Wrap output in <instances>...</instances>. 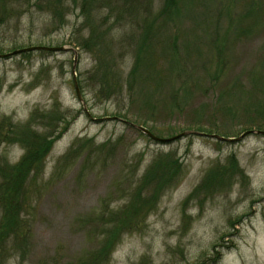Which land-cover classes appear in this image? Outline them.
<instances>
[{"label":"rangeland","instance_id":"obj_1","mask_svg":"<svg viewBox=\"0 0 264 264\" xmlns=\"http://www.w3.org/2000/svg\"><path fill=\"white\" fill-rule=\"evenodd\" d=\"M38 1L30 0L28 7L26 0L7 3L17 11L0 26V55L36 46L65 50L0 57V120L9 117L23 124L33 111L41 117L59 106L68 124L53 143L43 174L29 185L31 245L23 258L15 253L3 264H68L83 257L95 246L88 231L98 229L88 219L102 209L122 206L127 190L130 194L152 158L170 151L182 163L178 183L163 194L140 230L121 237L106 264H211L208 260L217 251L215 264H264V136L252 133L238 142H219L189 135L159 143L130 125H138L139 115L150 119L153 114L139 107L163 104L164 99L165 109L161 106L154 122L146 125L156 126L152 134L158 138L195 132V126L232 138L257 131L258 125L263 128V118L253 122L233 118L229 107L234 109L238 93L250 89L257 98H264V0H178L174 21L164 25L161 34H151L148 42L153 59L164 65L158 62L161 90L150 95L137 83L133 106L126 91L108 97L100 90L93 57L69 41L76 37L75 31L88 32L79 16L78 0L73 6L71 0L63 1L68 9L63 25L48 20L46 0ZM108 4L114 10L111 21L117 9L123 16L117 26L112 24L116 42L107 57L114 58L120 77L126 79L148 16L143 0H108ZM150 5L156 13L163 0H150ZM29 7L31 14H22ZM124 34L126 39L131 34L133 38L121 41ZM171 42L180 53L175 68L167 50ZM146 74L143 70L142 76ZM232 85L236 92L219 100ZM173 93L180 105L175 111L169 108ZM171 130L176 132L172 136ZM72 146L78 153L64 161ZM0 153L14 163L22 151L16 145L0 144ZM230 154L242 169L244 181L237 180L219 195L200 194L184 204L205 174L217 163H225ZM230 221L236 223L234 228ZM234 230L236 235L230 239L235 246L218 248L228 245V239L222 242L220 237Z\"/></svg>","mask_w":264,"mask_h":264},{"label":"trees","instance_id":"obj_2","mask_svg":"<svg viewBox=\"0 0 264 264\" xmlns=\"http://www.w3.org/2000/svg\"><path fill=\"white\" fill-rule=\"evenodd\" d=\"M10 1H13L11 4L17 2V0H0V26L7 21V16H11L17 11L14 6H7ZM40 1L38 2L41 3ZM63 1L46 0L45 2L49 16L48 20L50 18L53 23L56 22L58 25L64 24L65 13L68 11ZM143 1V11L148 18L144 20L145 32L142 34L141 42L139 41L140 43L133 52V63L128 72V78H121L116 64H114V58L111 60L107 57L110 46L116 42L112 32L116 29L115 25L117 26L123 16L122 12L117 9L115 11L118 12L116 19L111 21L112 17L110 15L114 10L109 7L108 0H78L79 16L82 17V22L88 32L84 34V28L75 31L72 35L76 37L69 40L71 43L77 44L76 46L86 49L93 57L96 65L95 70L99 77L97 81L100 83V90L105 91L108 97L110 95L115 97L126 91L128 98H131L129 100L131 101L130 106L134 104L133 92L137 89H135L137 83L150 95L153 93L158 94L157 92L161 90L160 63L162 64V62L153 59L152 44L149 45L148 42L151 34H156V36L161 34L163 26L169 25L174 21L178 8V0H163L161 8L154 13L151 9L150 0ZM26 3L28 7L30 0H26ZM71 3L73 6L77 2L76 0H71ZM37 4L35 7L40 9ZM105 8L109 9L106 12L102 11ZM30 9L31 7L25 12L19 11L20 13L23 12L22 14L28 12L31 14ZM5 17L7 18L5 19ZM131 38H133L132 34L127 39L124 34L120 40H129ZM170 45L167 50L169 54H172V56L170 55L172 57L171 65L175 68L178 64L180 53L174 50L175 46L172 42ZM143 70L147 71L145 77L142 76ZM213 77L216 78L217 75L214 74ZM216 87L213 88L216 89ZM251 88L257 87L251 86ZM190 89L191 87L187 88L185 92ZM208 89H211V87ZM236 90V85L226 89V93L223 90V93L218 97L220 98L219 100L231 92H236ZM216 92L218 93V89ZM263 99L257 98L250 89L249 92L238 93V96H236L237 106L234 109L229 107V110L233 111V118L242 116L249 122H253L255 118H263L264 120ZM164 104L166 105L163 99V104L158 102L143 108L139 107L140 110H152L153 114H151L150 119H147V116L139 115L137 119L140 121L139 123L136 122L138 126L149 130L151 133L156 131L155 125L149 128L146 125L148 122H154L155 112H159L161 106L165 109ZM179 107L180 105L174 102L173 93V103H171L169 108H173L175 111ZM36 116L37 111L35 110L29 116L28 121L23 124L14 123L9 117L0 120V144L16 145L22 151L21 156L14 163H10L0 153V264H3L10 256H14L15 253H19L21 258H23L31 245L30 238L33 225L27 217V210L32 207L29 185L30 183H35L43 174L45 161L52 149V145L64 133L68 124V119L64 118V113L59 106H53L51 110L44 112L41 117ZM122 118L126 117L122 116ZM256 128L257 131H263L264 129V127L262 128L259 125ZM173 130L168 132L170 136L176 133ZM195 132L206 135L220 134L217 136L223 138L233 137L226 133L207 130L204 126H195ZM139 133L144 135L141 132ZM85 142L93 144L88 140H85ZM77 153L78 150L75 146H72L63 157V160L68 161ZM182 172V163L174 152L170 151L155 155L136 180L130 194L129 190H127L126 201L122 206L114 210L102 209L88 219L89 222L95 223L98 228L88 231V234L94 238L95 246L88 250L83 257L75 259L68 264H106L121 237L140 230L149 214L156 208L163 194L176 186ZM239 179L244 181L243 171L238 167L236 158L230 154L225 163H217L205 174L202 182L185 199L184 204L190 203L200 194L209 198L226 190L228 191ZM230 224L234 228L236 223L230 221ZM236 232L237 230H234L233 233L222 235L220 240L224 242V239L227 238L228 245L221 247L218 245V248L225 250L233 248L235 243L230 238L234 239ZM219 256L220 251H217L208 261L211 264H215L218 262Z\"/></svg>","mask_w":264,"mask_h":264},{"label":"water","instance_id":"obj_3","mask_svg":"<svg viewBox=\"0 0 264 264\" xmlns=\"http://www.w3.org/2000/svg\"><path fill=\"white\" fill-rule=\"evenodd\" d=\"M63 50H65V48H63V47H42V46H36V47H28V48L16 50V51H13V52H11L9 54L0 55V57H10V56H15V55H18V54L28 53V52H33V51L60 52V51H63ZM75 90H76L77 96L79 98V94H78V90H77V86L76 85H75ZM111 119L112 120H117V118H111ZM130 125L133 126L135 129H137L138 131H140L141 133H143L145 136H147L151 140L159 142V143H168V142L177 140V139H179L181 137H185V136H189V135L208 136L210 138L216 139V140L221 141V142H238L241 139H243L245 136H247L249 134H252V133H256L258 135L264 136V131H245V132H243L242 134H240L236 138H223V137H219V136H216V135H206V134H200V133H197V132L185 131V132L179 133V134H177V135H175L173 137L164 138L163 139V138H158V137L154 136L147 129H145L143 127H140V126H137V125H133V124H130Z\"/></svg>","mask_w":264,"mask_h":264}]
</instances>
